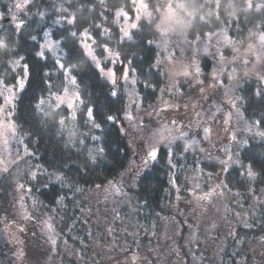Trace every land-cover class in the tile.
Wrapping results in <instances>:
<instances>
[{"label": "trees", "instance_id": "obj_1", "mask_svg": "<svg viewBox=\"0 0 264 264\" xmlns=\"http://www.w3.org/2000/svg\"><path fill=\"white\" fill-rule=\"evenodd\" d=\"M17 0H0V82L10 85L16 78L25 77L23 64L28 65L30 77L27 86L15 99L14 121L17 131L24 136L28 153L27 164L40 169L41 174L28 183L32 186L36 203L43 207V214L58 216L68 220L76 218L84 204L85 194L103 189L110 184L121 182L120 186L135 202L138 212L131 214L132 221L141 222L170 217L181 224L184 220L171 206L177 196L188 199V177L195 174L199 165L202 172L221 170L215 162L201 161L198 154H181L182 145L162 147L159 157L140 177L128 175L131 160V145L124 134L123 112L127 104L123 84H117V96L108 80L99 72L95 63L85 54L81 46L84 30L96 37V54L105 58L103 46L107 44L118 52L124 65L136 70L132 78L137 79L136 94L144 107L157 101L159 92L166 84V78L159 66H153L159 59L156 46L159 38L157 30L161 18V0H146L150 12L149 19L139 22V29L133 32V40H124L116 24V12H132V0H32L25 13H20L25 26L17 30L11 22H6ZM182 5L181 18L187 37L193 40L206 35L226 34L230 46L247 43L257 35L264 34V0H179ZM43 13V15H41ZM75 17V23H67ZM104 29L110 33L105 34ZM45 33L50 34L46 36ZM76 33V35H73ZM36 39L33 40L32 37ZM52 40L55 54L45 50L46 59L37 53L41 44ZM152 41V43H149ZM229 46V47H230ZM229 47L225 50L229 52ZM24 57L21 65L15 61ZM60 61L76 77L77 92L83 105L77 103L78 117L71 120L70 110L58 103L56 97L67 89L69 77L57 64ZM211 60H204V70H208ZM107 66V65H105ZM45 73H49L46 75ZM51 84V87H49ZM145 84L149 85L145 87ZM156 85L154 90L151 85ZM259 91V95H257ZM238 108L244 120L251 123L253 133L243 141L247 145L235 151L241 166H233L224 172L223 183L228 190L240 196L246 208L250 207L254 196L264 195V138L256 135L264 131V83L255 78L243 81L238 89ZM41 99L44 103L40 104ZM92 108L100 130L92 127L87 118V109ZM13 110V109H12ZM115 117L114 121L108 119ZM66 120L64 125L59 121ZM256 121L260 122L257 129ZM100 136L99 141L92 139ZM103 147L104 153L97 155L93 163L89 150ZM171 148L173 155H169ZM173 159L177 167L172 168L168 160ZM251 163L259 174L252 182L245 175L247 164ZM56 175H63L66 183L56 181ZM71 184L72 187H68ZM99 184L100 188L96 185ZM79 187L82 191H75ZM179 189V191L177 190ZM63 197V203L60 202ZM123 215L127 210L122 211ZM247 221L251 227L240 226L235 232L236 245L248 240L264 237V201L247 209ZM141 226V225H140ZM127 242V241H126ZM133 250L134 242L125 243ZM238 252V251H237ZM240 256L238 253L236 259Z\"/></svg>", "mask_w": 264, "mask_h": 264}, {"label": "rangeland", "instance_id": "obj_2", "mask_svg": "<svg viewBox=\"0 0 264 264\" xmlns=\"http://www.w3.org/2000/svg\"><path fill=\"white\" fill-rule=\"evenodd\" d=\"M161 1V18L157 25L159 38L156 46L159 51V59L163 62L160 66L166 78V84L161 89L163 92H159L156 102L144 107L140 103L134 85L119 78L117 83L123 84L127 100L123 118L128 114L134 116L131 121L124 118L123 131L128 136L132 151L127 176L132 175L134 179L149 169L153 162H149L147 167L144 166L147 149L151 144L157 142L162 144L161 146L157 145L159 150L162 147L179 143L182 145L181 154L196 153L201 161L217 163L221 170L213 173L202 172L197 165L195 174L188 177L189 184L186 189L189 194L187 195L188 199H184L182 196L177 199V196L171 206L175 213L180 214L185 221L191 222L188 224L190 233L185 245L191 247V244L203 242V249L208 253L211 252L212 255L209 257L213 259L218 256L217 254L224 246L222 244L227 241L229 227L234 226L237 230L238 227L243 226L248 218L247 209L256 207L264 201V195L254 196L251 199L250 207L246 208L240 196L223 188L224 172L228 170L224 164L220 163V161L227 159L229 153L236 158L235 151L243 146V140L255 133L251 123L244 120V117H241L237 109H234L228 101L230 98L235 100L238 97V89L244 80L255 78L261 81L260 77L264 76V34L257 35L247 43L238 46H230L231 41L226 37V34L206 35L205 38L193 40L187 37L182 19H180L182 5L179 0ZM16 4L17 1H15L11 13L16 11ZM134 8L139 9V21L136 19L137 13L133 12ZM123 12L128 11L118 10L116 12L115 22L119 29L150 18L146 0H141L136 5L133 4L132 12H128L132 13V20L117 15V13ZM7 18L12 23L11 14ZM2 22L3 20H0V23ZM227 47H229V52L225 53ZM205 48L207 52L204 51ZM221 54L224 56L223 60L220 59ZM169 57L172 59L170 60ZM206 59L211 60L208 70H204V60ZM101 60L104 66L107 65L105 66L106 69L112 67L111 59L102 58ZM196 63H199L202 68L200 78L205 81L202 85L195 83L197 76L193 70V65ZM122 68H119L118 73L122 72ZM213 72L219 76V79L213 77ZM185 73H191V75ZM17 80L18 78L10 85L0 82V161H3V164L8 168L7 172L0 171V192L3 194L1 205L4 206L3 212L12 216L13 220L24 219L27 215L31 219L53 221V215L43 214L41 206L39 207L40 204L36 203L32 186L28 184L26 189L19 187L20 184L24 185L25 182L33 180L31 178L33 172L37 174L42 172L40 169L27 164L28 151L26 152L24 136L17 131V126L15 132L7 127L13 122L14 117L8 115L13 110L10 105H7L6 97L11 95L9 88L15 89L17 98L20 95L21 91L18 88ZM180 89H182V95L179 93ZM65 91H67L69 98H74L73 94L77 92L71 83L68 84ZM130 95L131 100L129 99ZM192 98L193 103L190 107L188 101ZM166 102L175 105L176 108H168ZM163 108H168V110L160 111ZM229 114H231V120H228ZM183 117L198 119L206 117L214 121L216 127L213 132L219 133L223 137V141L216 145L209 139H204L205 144L196 138L184 140L183 137L175 134L172 128V125L179 123ZM250 128L251 131H249ZM232 133L236 134L237 142H232L229 139ZM168 141H172V143L169 144ZM189 144H192V148H187ZM201 148L203 151L200 150ZM233 166L235 164L231 165V167ZM120 184L121 182L110 184L90 194L91 219L115 222L118 224L117 229L120 226L119 229L122 230V234L130 236L131 239L149 238L151 232L155 230L153 238L146 240L145 246L136 244L141 248L144 247L142 249L144 252L154 251L157 254L162 252L166 246L168 249L171 247L173 251H177L176 246L180 239L181 230L179 222L173 218L166 216L162 218L161 216L158 218V222L154 223L156 226L153 228L139 226L132 219L130 220L131 214L138 212V207L135 206L131 197L123 191ZM197 184L200 185L199 188L195 187ZM217 184H220L221 188L216 190V194L211 197L210 202H198L195 199L193 193L204 195L215 188ZM29 188L31 189L30 192L28 191ZM221 192L223 195H220ZM123 210H127L124 215ZM185 210L188 212L185 213ZM213 224L216 225L215 228ZM116 227L109 229L117 231ZM194 235L195 239H193ZM118 242L109 241L105 246L110 252L115 251V248L118 247L122 251H126L127 248L123 243ZM60 247L65 254L73 253V249L64 242H60ZM237 248L239 251L237 253L242 256L241 259L237 260L238 264H264V237L248 240L246 244L240 243ZM260 254L263 255L262 258H260ZM156 256L166 259L170 256L173 257V252L168 250V254L165 253V256L164 254ZM203 262L207 263L206 258ZM213 263L211 261L209 264Z\"/></svg>", "mask_w": 264, "mask_h": 264}, {"label": "flooded vegetation", "instance_id": "obj_3", "mask_svg": "<svg viewBox=\"0 0 264 264\" xmlns=\"http://www.w3.org/2000/svg\"><path fill=\"white\" fill-rule=\"evenodd\" d=\"M192 101L193 98L188 101L190 107L193 103ZM197 121H199V127L196 126ZM204 127L214 129L216 125L214 121L206 117L200 119L183 117L179 123L172 125L174 133L183 137L184 140L196 138L202 141V143L205 142ZM209 141L219 145L223 141V137L219 133L212 132ZM28 182L30 181L24 184L25 189L30 184ZM2 195V192H0V264H209L211 261L214 262L213 264H238L236 259L238 248L234 226L229 227L228 239L222 244L224 246L219 254H217L218 256L213 259L209 257L212 255L211 252L208 253L203 249V242L191 244V247L185 245V241L190 233L188 224L191 222L184 219L183 224L178 221L181 230L180 239L176 246L177 251H173L171 247L168 249V246H166V250L164 249L162 252L156 254L154 251L144 252L142 250L144 247L141 248L138 245H135L132 250L129 248L130 246L125 244L127 242H139L140 245L145 246L146 240L153 238L155 230L151 232L152 234L149 238L139 239L137 237L131 239L130 236L122 234V230L119 229L120 226L118 227L119 230L117 229L116 226L118 224H115V222L92 220L89 193L85 194L83 207L80 208L76 218L63 220L53 215L54 220L48 221L53 227L51 233L47 232L44 221L35 218L13 220L12 216L3 212L4 206L1 205ZM41 210H43L42 206ZM187 212L188 210H185V213ZM157 220L152 218V220L147 222L141 221L136 223L139 226L141 224L142 227L153 228L156 226L154 223L158 222ZM20 227L25 229L23 233L19 232L18 229ZM113 227H116L117 231L109 229ZM6 228L7 231H5ZM12 233H15L16 236L23 240L22 246L17 245L13 241ZM48 234L56 238L57 244L55 247L51 245ZM109 241H119L118 243H123L127 250L122 251L117 246L118 248H115V251L110 252L107 246H105ZM60 242H64V244L73 249V253H66V255L62 252ZM246 243L247 241L244 244ZM21 250H23L25 256L23 260H18L17 254ZM168 250L173 252V257L170 256L168 258L166 256L167 258L164 259L156 256L162 254L165 256V253L168 254ZM260 255V258H262L264 254ZM238 256L242 258L240 254ZM133 258L136 259L134 260ZM204 258H206L207 263L203 262Z\"/></svg>", "mask_w": 264, "mask_h": 264}, {"label": "snow or ice", "instance_id": "obj_4", "mask_svg": "<svg viewBox=\"0 0 264 264\" xmlns=\"http://www.w3.org/2000/svg\"><path fill=\"white\" fill-rule=\"evenodd\" d=\"M32 0H17V4H16V11L15 12H12L11 13V20H12V23L15 25V28L17 30H21L24 28L25 26V20L21 18V15H19L20 13H25L27 8L30 6ZM141 0H132V3L134 5L140 3ZM133 12H136L137 13V16H136V19L137 21H139L140 17L138 15V12H139V9L138 8H134L133 9ZM41 15H43V13H41ZM118 16H122V17H125L127 18L128 20H132V13H128V12H123V13H117ZM4 19V16L2 13H0V20H3ZM67 23L69 24H74L75 23V17H72L71 19H68L67 20ZM140 27L139 23H132L130 24L129 26H125V27H122L120 28V32L122 33V39L124 40H128V41H131L133 40V32L138 30ZM131 29V30H130ZM104 32L105 34H109L110 33V30L109 29H104ZM46 36H49L50 34L48 33H45ZM73 35H76V33H73ZM82 37H83V40L81 42V46L82 48L84 49L85 51V54L95 63L96 67L98 68L99 72L108 80V82L113 86V89H115L113 92H112V96H117L119 91L116 90V86H117V83H118V78L119 79H123L124 81L126 82H129L131 83L132 85H136L137 84V79L135 78H132L133 76V73L136 72V70L132 67H130L131 65V61H128V65L129 66H124L122 69V72L121 73H118L117 72V69H116V64L119 63L120 65H124V61L123 59L121 58V56L119 55L118 52H114L107 44H105L103 46L104 48V51L106 53L105 55V59H111L112 61V67L106 69L105 66H104V63L102 62L101 58L96 54V51H95V47L94 45L96 44V37L91 35L88 30H84L82 33H81ZM33 40L36 39L35 36L32 37ZM149 43H152V41H149ZM4 46V43L2 41H0V47H3ZM57 45H54V43L52 42L51 39H49L47 42L41 44L40 46V51L37 53V55L41 58V59H46V56H45V50H48V51H51L53 53V55L55 54V47ZM205 52H207V49L205 48L204 49ZM169 59L171 60L172 57H169ZM220 59L223 60L224 59V56L221 54L220 55ZM24 60V57H20L18 60L15 61L16 65L19 66L22 64ZM163 62L160 60V59H156L154 61V67L156 68L157 71H159V66L162 64ZM57 64L58 66L60 67L61 70H63L65 72V75L69 77V82L72 84V85H77V79L75 76H73L71 74V69H66L65 68V65L63 63H61L60 61H57ZM23 69H24V72H25V77H30V69L28 67V65L26 64H23ZM193 70L195 72V75L197 76V79H196V84H204V80L202 78H200L202 76V68L200 66L199 63H196L193 65ZM46 75H48L49 73H45ZM186 75H191V73H185ZM25 77H21V78H18L17 80V85H18V88L19 90L22 92L25 87L27 86V79ZM213 77L215 79H219V76L213 72ZM233 79H235V76H233ZM261 81L264 82V76H261L260 77ZM221 83H223V81H221ZM149 85L145 84V87H148ZM49 87H51V84H49ZM151 87L155 90L156 89V85H151ZM9 92L11 93V95H9L8 97H6V103L7 105H10L11 108L13 109V111L9 112L8 115L9 116H13L15 115V99L17 98L16 95H15V89L14 88H9ZM161 92H163V90H161ZM179 93L182 95L183 92H182V89L179 90ZM74 95V98H69L68 96V93L67 91H65V94L63 96H57L56 99L59 101V103L61 105H64L66 104L67 105V108L70 110V115H71V120L73 122L77 121L79 119L78 117V110H77V101L79 102L80 105H83V99L82 97L80 96L79 92H76L73 94ZM257 95H259V91H257ZM129 99L131 100V95L129 96ZM242 97H236L235 100L233 99H229V103L231 104V106L234 108V109H237V111L239 112L240 116L243 117V112L240 111L238 108H237V101L241 100ZM142 99H140V103L142 104ZM44 101L43 99H41L40 101V104H43ZM168 105V108H176L175 105H171L169 103H165ZM168 108H163L161 109L160 111H167ZM87 118L89 120V122L91 123L92 127L95 128L96 130H100L101 129V125L99 123L96 122V118H95V115H94V111L92 108H88L87 109ZM125 119L131 121L134 119V116L132 114H128L124 117ZM231 114L228 115V120H231ZM108 119L110 121H114L115 120V117L113 116H109ZM59 123L61 125H64L66 123V120L64 119H61L59 121ZM175 123V122H173ZM197 127H199V121H197ZM7 127L11 128L14 132L16 131V125H15V121L13 120V122L11 124H8ZM256 127L257 129L260 128V122L259 121H256ZM123 130V128H122ZM227 130V129H226ZM249 131H251V128L249 129ZM212 132H213V129L211 127H205L204 128V139L205 140H208L210 139L211 135H212ZM256 135L264 138V131H257L256 132ZM93 140L95 141H99L100 140V136L96 135V136H93L92 137ZM229 139L232 141V142H237V136L235 133H232L229 137ZM169 144L172 143V141H168ZM195 143V142H194ZM247 141H243V145H247ZM157 145H162L160 144V142H157L155 144H151L148 149H147V154H146V159L144 160V166L147 167L149 165V162H154L158 159L159 157V148L157 147ZM187 148H192V144H189L187 145ZM170 152H169V155L172 156L173 155V152L171 150V148H169ZM201 151H203V149L201 148L200 149ZM26 152H27V149H26ZM93 153H96L98 155H102L104 153V148L103 147H97V148H93V149H90L89 150V156L92 160L93 163L96 162V159H97V155H94ZM28 155H32L31 153H28ZM168 163L169 165L172 167V168H175L177 167V165L175 163H173V159H169L168 160ZM221 164H224L226 166V170H230V167L232 164H235L237 166H241V161L239 159H236L233 157L232 154H228L227 156V159L226 160H222L220 161ZM245 167V172H242L241 175H245L248 177V179L252 182H254L257 177H258V173L257 171L254 169L253 165L251 163L247 164ZM0 171H4V172H7L8 171V168L6 165L3 164V161H0ZM200 171H202V169H200ZM31 178L33 180H35L37 178V173L36 172H33L31 174ZM56 181L58 182H61V183H66V180H65V177L63 175H56L55 177ZM68 187H72L71 184H67ZM19 187L21 189L24 188V185L23 184H20ZM97 188H100V185L97 184L96 185ZM196 188H199L200 185H195ZM221 188V185L220 184H217L215 188H213L211 191L205 193L204 195H196L195 193H193V195L195 196V199L200 202V201H211V197L214 196L216 194V190ZM223 188L227 189L228 188V184L227 183H224L223 184ZM119 191V189H117ZM179 191V189H177ZM28 191L30 192L31 189L29 188ZM75 191H82V189H80L79 187H76L75 188ZM220 195H223V192L220 193ZM238 195V193H237ZM63 197H60V202L63 203ZM177 199H179V196L177 197ZM21 207H23V205H21ZM239 215V214H237ZM25 219H30V217H28L27 215H25L24 217ZM44 224H45V227L47 229V232L48 233H51L53 231V227H52V224L49 223L48 221H44ZM245 227H251L250 224L248 223H245L244 224ZM213 227L215 228L216 225L213 224ZM19 232L23 233L25 231V229L23 227H20L19 229ZM5 231H7V228L5 229ZM12 238H13V241L17 244V245H23V240L20 239L18 236H16L15 233H12ZM193 239H195V235L193 236ZM49 240H50V243L53 247H55V245L57 244V240L54 236L52 235H49ZM24 256H25V253L23 252V250H21L18 254H17V259L18 260H23L24 259Z\"/></svg>", "mask_w": 264, "mask_h": 264}, {"label": "water", "instance_id": "obj_5", "mask_svg": "<svg viewBox=\"0 0 264 264\" xmlns=\"http://www.w3.org/2000/svg\"><path fill=\"white\" fill-rule=\"evenodd\" d=\"M10 19L8 18V19H6V22H8Z\"/></svg>", "mask_w": 264, "mask_h": 264}]
</instances>
